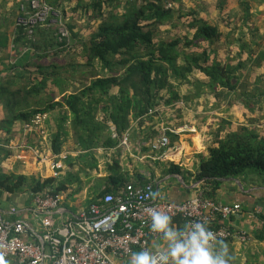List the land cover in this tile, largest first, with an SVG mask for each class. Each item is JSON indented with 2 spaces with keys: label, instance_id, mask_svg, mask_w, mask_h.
<instances>
[{
  "label": "trees",
  "instance_id": "trees-1",
  "mask_svg": "<svg viewBox=\"0 0 264 264\" xmlns=\"http://www.w3.org/2000/svg\"><path fill=\"white\" fill-rule=\"evenodd\" d=\"M114 1V5H107V14L102 11V3L106 1L99 0L94 4L99 10L92 17L101 18V21L83 40L80 50L85 66L91 68L90 74L94 78L78 91H67L66 79L58 76V69L62 65L56 61L50 64L44 62L65 48H74L71 45L74 39L67 38L59 31L63 25L72 38L77 36L71 21H67L66 14L58 8L60 1L48 0L55 9L60 10L61 17L59 26L54 25L51 34L46 32L47 37L36 38L34 32L38 25L48 20L37 24L32 35L17 24L13 57L18 58L24 50L27 51L21 54L19 61L0 62V129L10 132L15 120H29L36 113L56 110L58 123L52 139V152L61 151V134L69 130L73 139L69 148L85 150L92 157L94 148L100 144L114 147L130 128L132 120L139 118L137 123L141 124L154 113L164 99V94H161L163 90L168 94L164 99L166 104L191 102L207 92L214 106L219 107V101L226 96L228 106L240 100L242 105L239 104V107L250 112L255 110L263 91L254 93L243 87L239 82L240 77L235 74L245 65L242 59L243 43L238 47L239 58L235 65L222 62L212 53L213 46L217 47L220 41L221 33L217 25L197 17L193 10L188 15L178 14V18L184 22L183 34H174L170 38L157 37L160 25L171 19L176 11L167 7V3L180 0H127L125 4L122 0ZM242 4L246 5L247 2L243 1ZM169 25L174 27L178 23L171 20ZM249 54L254 56V51L250 49ZM96 63L100 64V69L95 68ZM233 78L236 79L234 83ZM181 85L191 87V90L181 93L177 90ZM115 87L117 90L113 91ZM253 90L258 91V88ZM99 111L103 113L100 117L97 115ZM250 120L254 122L255 119ZM112 126L117 134L115 137L112 136ZM235 127L232 122L222 119L208 140L211 142L207 148L208 156L200 155L194 180L201 181V191L206 196L215 195L223 178L243 175L248 170L264 175V130L259 132L255 125ZM83 163L91 167L96 164L89 161ZM74 166L77 167L71 164L70 169ZM106 169L108 174L105 179L109 186L102 194L117 192L131 182L118 160L113 159ZM83 171L84 167L69 171L56 186L54 177L36 179L31 192L41 193L47 187L51 188L53 194L73 191L74 184L80 179L79 173ZM172 172L179 173L176 169H172ZM139 178V183L153 181L152 176ZM5 179L6 183L7 180L12 182L5 188L13 190L20 186L24 177L9 175ZM184 223L180 216L172 218V224L178 229H182ZM222 224V221H218L217 225Z\"/></svg>",
  "mask_w": 264,
  "mask_h": 264
},
{
  "label": "crops",
  "instance_id": "crops-1",
  "mask_svg": "<svg viewBox=\"0 0 264 264\" xmlns=\"http://www.w3.org/2000/svg\"><path fill=\"white\" fill-rule=\"evenodd\" d=\"M26 1L0 0V62L19 61L21 54L27 51L24 50L18 58L13 57L14 32L21 15L19 7ZM59 1L60 7L58 8L66 14L78 36V39L71 41V45L74 47L71 50L81 56V44L89 37L90 32L97 27V24L88 22L86 25H92L91 28L86 26L83 21H78V17L87 13L88 8L97 1ZM126 2L127 0L122 1L123 4ZM59 11H55L46 23L35 28L36 38L47 37L46 32L51 34L54 25L59 26L61 17ZM92 16L90 15L91 18ZM212 107L215 106L211 104L207 107L211 113L214 112ZM217 108L222 109L221 106ZM226 108L231 109V106ZM161 114L160 110L156 108V111L145 118L141 124L137 123L139 118L132 120L130 128L124 132L128 133L127 146H124L119 138L114 147H104L101 144L95 147L92 157L87 155L85 150L69 148L73 143L72 131L69 130L61 134L63 140L61 151L52 152V139L58 123L56 110L44 113L42 122L39 123L41 132L30 126L33 117L29 120H15L11 125L10 132L0 129V219L8 221L21 219L34 230L40 231V221L33 214L34 203L31 186L36 179L43 180L45 177H52L50 160L63 153L67 154V158L63 161L64 168L61 170L60 176L54 178V186L64 179L66 173L74 172L70 169L71 164H76L77 170L84 167L85 171L79 173L80 179L74 184L73 191L60 192L62 196L60 208L53 212L54 219L57 221L71 217L104 192L109 186L105 179L108 174L106 166L113 159L118 160L126 177L133 183L138 181L139 177L152 176L157 195L161 198L181 202L193 197L202 190L201 181L194 180V174L201 160L200 155L207 157V148L211 144L204 140V129L208 127L215 129L216 121L212 125L211 122H208L209 119L196 125L193 122L190 124L180 122L175 125L166 121ZM162 135L169 137L168 150H151L150 143ZM84 161L93 164L96 162V164L93 167L84 166ZM98 162L103 163V167ZM102 168L103 172L99 178L90 173L92 169H95L94 172L97 174L96 169L100 171ZM172 169L178 170L179 173L172 172ZM9 175L23 176L24 180L15 189L7 190L5 185L12 184L10 180H7L6 183L5 177ZM235 178V180L222 179L220 187L212 198L221 203L237 202L240 204V213L222 220V222L245 232L247 240L242 241L239 238L220 240L217 247L220 244L227 247L230 257L229 264H264V176L247 171ZM24 238L29 239V234L25 233ZM157 243L163 244L164 242L162 239L152 240L150 249L154 251ZM129 261L130 257L119 261V264H129Z\"/></svg>",
  "mask_w": 264,
  "mask_h": 264
},
{
  "label": "built area",
  "instance_id": "built-area-1",
  "mask_svg": "<svg viewBox=\"0 0 264 264\" xmlns=\"http://www.w3.org/2000/svg\"><path fill=\"white\" fill-rule=\"evenodd\" d=\"M22 15L18 24L32 35L34 27L50 18L58 10L48 0H27L19 7ZM62 35L68 31L62 25ZM44 114L36 113L30 126L39 127ZM40 128V127H39ZM113 137L117 136L114 126ZM128 144V133L121 137ZM169 137L162 135L150 143L153 151L169 148ZM67 154H58L50 160L52 177L58 178L64 168ZM152 193H156L153 197ZM33 214L40 221V231L34 230L24 220L0 219V253L7 264H119L131 252L150 249V242L162 239L160 233L151 231L150 210L155 209L173 217H182L185 225L206 220L207 227L217 240L239 238L247 240L245 232L229 225H217L218 221L236 216L241 211L239 203H221L200 190L181 202H174L157 195L153 181L129 182L117 192H105L80 208L66 220L57 221L53 212L60 208L62 196L53 194L47 187L44 192L32 193ZM28 233L30 238L25 239Z\"/></svg>",
  "mask_w": 264,
  "mask_h": 264
},
{
  "label": "rangeland",
  "instance_id": "rangeland-1",
  "mask_svg": "<svg viewBox=\"0 0 264 264\" xmlns=\"http://www.w3.org/2000/svg\"><path fill=\"white\" fill-rule=\"evenodd\" d=\"M98 2V0H96ZM106 3H102V11L107 14V5L115 4V1L102 0ZM108 1V2H107ZM124 1V0H122ZM247 2L243 5L242 2ZM167 7L174 8V16L171 19L164 21L163 25H160V32L157 33V37L170 38L174 34H183L184 25L182 20L178 18V14H190L193 11L196 12L197 17L206 19L209 23L216 24L221 35L220 41L216 44L217 47L213 46L214 50L212 53L222 62H227L229 64H236L238 62V54L240 49L238 48L240 44L243 43L244 47L242 49V59L244 61V66L242 69L236 71L240 77L241 84L243 87L248 88L255 92L263 91V96H260L258 102H256L255 110L250 112L243 107L240 100H237L231 109H227L228 104L227 97L224 96L219 102L222 109L212 107V111L209 112L207 108L212 104V99L209 93L205 92L197 99L191 102L183 103L182 101L172 102L171 104H166L164 99L168 97L165 90L161 94H164V99L160 101L157 108L162 113V117H165L166 121H170L173 124H178L180 122L194 123L195 125L199 122L209 121L211 125L215 122L216 128L208 127L204 129V140L208 142L209 138L213 136L215 130L219 125V122L224 119L225 121L232 122L233 128L238 125H255L256 129L261 132L264 130V0H180L179 2L167 3ZM116 11V8H114ZM99 10L98 7L91 6L88 8L87 13L82 14L78 17V21L86 25L88 22H95L97 25L101 21V18L90 17L94 15V12ZM178 10V11H177ZM193 10V11H192ZM195 16V14H194ZM173 20L177 22L178 25L171 27L169 21ZM68 21V17H67ZM77 21V19H76ZM184 23V22H183ZM92 28V25H86ZM66 29V28H65ZM90 29V28H89ZM67 30V29H66ZM89 32L91 31L88 30ZM82 34V33H81ZM71 39H76L78 36L72 38L70 32L68 31V36ZM69 38V40H70ZM87 38V37H86ZM78 39V38H77ZM254 51V56H250L249 50ZM263 55V56H262ZM56 61L63 67L58 69V76L66 79L65 85H68V92L78 91L85 85L90 83L91 68L85 66V60L77 52L71 49H64L59 53L52 55L49 59L44 60L45 64H50ZM95 68L100 69V64L96 63ZM259 78V79H258ZM258 88V91L253 89ZM116 91L117 88L112 89ZM177 90L184 93L186 90H191V87H186V85L178 86ZM172 104H174L172 106ZM101 104H99L100 106ZM214 106V105H213ZM206 107V108H205ZM180 111H178V109ZM103 113L99 111L97 115L101 116ZM250 118L255 119L251 122ZM42 122V119L38 120L36 126ZM197 130L198 127L195 126ZM40 132L42 131L39 127H36ZM210 135H208V134ZM206 134V136H205ZM114 136V134H112ZM208 140H207V139ZM176 141V140H174ZM91 160V159H90ZM76 162V161H75ZM101 167L103 163L98 162ZM78 165V164H77ZM79 167V166H78ZM71 170H77L74 166ZM95 169L91 170V174L94 177H100L103 168L97 174L94 172ZM252 173L256 172L253 170H248ZM257 173V172H256ZM264 176V175H262Z\"/></svg>",
  "mask_w": 264,
  "mask_h": 264
},
{
  "label": "clouds",
  "instance_id": "clouds-1",
  "mask_svg": "<svg viewBox=\"0 0 264 264\" xmlns=\"http://www.w3.org/2000/svg\"><path fill=\"white\" fill-rule=\"evenodd\" d=\"M150 217L151 231L160 233L164 243H157L154 251L148 248L132 251L129 264H229L227 247L223 244L217 247L220 242L207 227L206 220L178 229L167 213L152 209ZM0 264H7L3 253H0Z\"/></svg>",
  "mask_w": 264,
  "mask_h": 264
},
{
  "label": "water",
  "instance_id": "water-1",
  "mask_svg": "<svg viewBox=\"0 0 264 264\" xmlns=\"http://www.w3.org/2000/svg\"><path fill=\"white\" fill-rule=\"evenodd\" d=\"M235 81H236V79L233 78V79H232V82L234 83ZM223 179H233V180H235L236 178H235V177H227V178H223Z\"/></svg>",
  "mask_w": 264,
  "mask_h": 264
}]
</instances>
